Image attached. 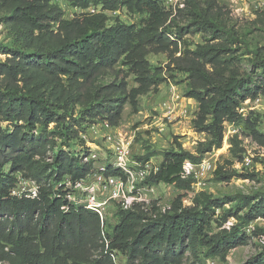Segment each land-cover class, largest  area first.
I'll use <instances>...</instances> for the list:
<instances>
[{"label":"trees","instance_id":"trees-1","mask_svg":"<svg viewBox=\"0 0 264 264\" xmlns=\"http://www.w3.org/2000/svg\"><path fill=\"white\" fill-rule=\"evenodd\" d=\"M12 1L15 7L8 20L55 34L57 43L32 54L13 50V55L0 63V264H114L104 249L99 214L83 206L70 205L65 210L69 202L64 182H75L93 170V163L86 160L89 150L82 145V130L65 121L66 115L56 110L50 98L34 89L20 91L14 84L20 75L22 79L32 77L29 71L33 70L52 80L65 76L70 86L86 90L100 75L125 66L117 74L124 69L127 76H134L137 86L130 88L126 78H117L88 90L81 114V119L116 124L125 103L137 109L139 96L165 79L164 68L153 67L147 58L152 48L175 54L192 27L208 30L215 38L229 35L209 17L219 6L216 0H186L180 11H187L191 21L179 27L162 0H66L80 9H97L94 13L80 12L72 19L64 18L65 11L55 0ZM122 8L141 15L140 21L126 23L115 18L109 23L111 17L106 12ZM229 51L227 47L201 46L191 52L188 62L184 56H173V69L188 72L197 82L187 95L199 101L198 124L210 138L200 143L196 153L180 143L177 149L166 151L160 170L147 181L190 187L193 179L181 175L184 162H198L207 151L220 148L224 121L237 120L244 101L264 95V57L257 52L253 68L245 76L221 78L205 69L203 62H223ZM51 123L55 127L49 130ZM253 130L256 136L261 135ZM75 143L81 151L72 150ZM20 176L37 183L35 198L12 194ZM215 176L228 180L232 174L219 167ZM218 201L201 192L193 206H183L177 200L169 209L155 210L151 216L137 206L119 209L116 223H108L109 248L125 254L126 264H184L186 250L191 248L195 254L198 246L205 247L210 256L225 259L231 249L247 244L249 237L242 232V223L226 226L229 216L235 215L231 211L214 220ZM251 207L246 223L264 217V199ZM212 221H217L220 230H211ZM242 264H264V248Z\"/></svg>","mask_w":264,"mask_h":264},{"label":"rangeland","instance_id":"rangeland-1","mask_svg":"<svg viewBox=\"0 0 264 264\" xmlns=\"http://www.w3.org/2000/svg\"><path fill=\"white\" fill-rule=\"evenodd\" d=\"M55 1L65 11L66 19H72L76 14L83 12L66 0ZM216 3L219 8L211 12L209 17L220 23L229 35L215 38L208 30L192 27L180 40L178 44L180 51L175 54H172L171 50L156 51L152 48L147 58L153 67L164 68L162 73L164 81L157 88L152 87L139 96L137 109L129 102L125 103L118 123L111 124L113 131L132 138L133 153L137 159L149 155V159L161 163L164 153L172 148L177 149L179 143L185 150L196 153L200 143L210 138L208 131L202 130V126L198 124L199 101L187 95L197 82H193L188 72L173 69L174 64H171L173 56H184L188 62L191 52L201 46L227 47L230 51L224 54L225 61L215 64L203 62L208 72L221 78H228L231 75L245 76L253 68L255 52L264 57V0H216ZM14 7V1L0 0V63L10 58L13 50L32 54L57 43L55 34L40 33L8 20L7 16ZM201 9L205 13V4H202ZM106 13L111 17L109 23H113L115 18L126 23H137L141 18V15L132 14L126 8ZM174 18V25L179 27L187 26L191 21L185 10H179ZM53 30L57 32V25L53 26ZM121 68L126 67L121 65L113 72L100 75L94 85L86 90L70 86L65 76L52 80L41 72L33 73V70L29 71V74H32L30 78L22 79L23 76L20 75L14 87L23 92L34 89L44 97L50 98L56 110L66 115L65 121L73 128L82 130L80 136L83 146L90 150L99 148L102 152H109L111 143L107 139V131L100 126H94L104 119L97 121L81 119V114L87 104L88 90L93 91L97 86L111 83L117 78H126L130 88L137 86L134 76H127L124 69L117 74L116 71ZM172 96L179 98L180 102L170 101ZM171 102L177 108L176 114L179 113L180 105L182 107L187 105L190 110L189 117L175 120L166 118L164 112ZM207 122L208 119L205 120V124ZM223 125L222 146L207 151L202 157L215 159L213 172L199 180L193 179L190 187L153 184L150 181L140 185L143 201L136 206L149 216L155 210L169 209L177 200H181L183 206H193L195 198L204 192L219 200L215 207L214 220L231 211L235 215L229 216L225 224L231 226L242 223L241 230L249 237L247 244L231 249L225 259L210 256L207 249L202 246L196 248L195 254L189 248L185 253L184 264H242L264 248V217L258 216L248 223L244 222L250 216L252 204L264 199V95L244 101L239 108V118L235 121L225 120ZM252 125L260 136L254 134ZM54 127L55 124L51 123L49 130ZM37 132H40V128H37ZM71 148L77 152L81 151V147L76 143ZM219 167L224 168L232 176L228 180L217 179L215 171ZM150 186L155 190L151 191ZM117 211V205L111 204L109 217L115 218ZM211 230L213 232L220 230L217 221H212Z\"/></svg>","mask_w":264,"mask_h":264},{"label":"built area","instance_id":"built-area-1","mask_svg":"<svg viewBox=\"0 0 264 264\" xmlns=\"http://www.w3.org/2000/svg\"><path fill=\"white\" fill-rule=\"evenodd\" d=\"M162 2L172 16H175L186 4V0H162ZM81 11L94 13L97 9L91 6L81 9ZM170 101L180 102L176 96H172ZM176 109V106L171 102L166 108L164 116L169 120L189 117L190 110L187 105L183 107L180 105L178 114H176ZM94 126H100L107 131L106 136L111 143L110 151L102 152L99 148L88 149L89 154L86 156V160L93 163V170L75 182L70 179L64 182L65 197L69 202L65 210H69V206L73 205L83 206L98 213L102 224L105 252L111 257L114 264H126L128 258L125 254L117 249L109 248L106 234L108 223L115 224L117 221L116 216L115 218L109 217V208L111 204H115L118 210L133 209L143 201L140 185L150 176L158 173L160 163L151 159H137L133 153L132 138L113 131L112 125L108 121L104 120ZM214 169L215 159L213 157H207L198 162L186 160L181 175L183 178L199 180L213 172ZM150 190L154 191L155 188L150 186ZM12 194L35 198L38 194V185L34 180L20 176Z\"/></svg>","mask_w":264,"mask_h":264}]
</instances>
